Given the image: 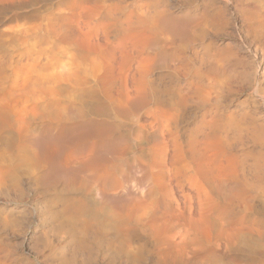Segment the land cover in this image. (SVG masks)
Listing matches in <instances>:
<instances>
[{"label": "bare ground", "instance_id": "bare-ground-1", "mask_svg": "<svg viewBox=\"0 0 264 264\" xmlns=\"http://www.w3.org/2000/svg\"><path fill=\"white\" fill-rule=\"evenodd\" d=\"M130 1L129 2L127 1V2L131 3ZM155 1L158 2L159 0H155ZM226 1H227L226 3H230V0H226ZM237 1L239 2L238 4H240V3H243L245 0H237ZM93 2H95V1H93ZM96 2H95V4H96ZM162 2H163V0H162ZM98 3H99V6L98 5L96 6V7H98L97 10H99L97 17L100 18V20L104 21L103 23L100 24V26H102L104 29L109 30V32L106 35L104 34L105 35L104 39L109 45L111 44V42H109V37L110 36L114 37V36L118 35L119 33H122L124 35L133 34V33L141 34L140 30L146 29V30H148V34H147V31H142V32H146V34L149 36L150 35L154 36L157 33V31H156L157 28H163V30H164L163 36L165 37V34L167 35L165 30H168V31L172 30V28H169V29L166 28V27H170L167 24V22H165L164 20H162V22L159 21L160 19H162L163 16H165L166 12H165V14L162 13V9L158 10V9H156L157 7L154 8L155 6L154 7L152 6L154 8V9H152L153 11H149V9H148L149 5H148V8L146 10H143V6L138 5V2H134L133 7L126 5V2H125V4H122L120 2V0H118V2H110V3L106 2L105 0H98ZM123 3H124V1H123ZM132 3H133V1H132ZM156 4L158 6H161V5H159L160 3L159 4L156 3ZM156 4L154 2V5H156ZM165 4L166 3H164V5ZM255 5H256V3H254V6ZM162 6L160 8H162ZM230 6H232V5H230ZM230 6L228 7L229 14L231 15V18L234 21V24L236 25V27H238L239 31H242V33L244 34L243 37L241 36V33L238 36H239L240 42L242 43V45H244V48H245L244 54L246 56L250 57V59H251V66L248 68L249 69L248 71H243L242 73H240L241 70L234 72L236 69L234 66L239 65L241 60L239 62L240 57H237L234 52H231V49H230L231 47H229L227 44L226 45L228 48H226L222 51H220V49H219L220 52H218V54L216 55V56H218V58L217 57L215 58L214 56H213L214 58H211L212 56L209 57L207 55L208 56L206 58L207 61L205 59L206 64L208 65L207 69L206 68L203 69L199 65H198V67L195 65H192L190 68L186 67L187 68L186 69L183 65L180 64L182 66V68L184 67L183 69H186V71H187L186 73L184 72V70L181 71V72L185 73V75H183L184 77L187 76V83H186V88H185V93H184L185 97H184V95H182L184 98V101L187 99L186 101L189 102V103L186 102L188 105V108H191V109L194 108L195 111H198V113L201 114L200 118L197 120V122L193 121V124H194V122H196L193 125V127L191 126L190 127L191 129L186 130L187 131L186 137L184 135L185 140L181 141V142L178 141L179 142L178 144H176L177 142L175 143L176 146L178 145L181 149V151H180V149H178L179 152H181L180 153L181 156L178 152H176L178 154V156L181 157L180 158L181 161H179L178 164H180V162H182L181 165H183L181 167V170L180 171L178 170L179 176L175 177V179H176L175 180L176 191H177L178 195H179V193L181 194L180 197L182 198V201L178 202L177 198L175 197L177 194L174 193L175 195H173L171 193V189H169L168 191L165 190L163 192L161 187L159 188V185L156 182L155 178L158 177L159 175H165V176H168L170 179H174L172 177V175L170 174V170H169L168 164L166 163L165 157L160 158V159H156L155 157H153V155L147 154L146 147L144 148L141 146L140 147L136 146L137 147L136 150L130 151L129 150L130 147L128 145V143L130 144V141L128 142L122 136L121 137L123 139H121V142H122L123 148H120V149L118 148L119 151H117V152H114L112 150L114 153H112V154L110 153L111 156L109 159L106 160V164L102 163L103 166L101 168L97 169L96 171L91 172L92 173L91 174V191H93L95 196L108 207V209H109V214L107 216L108 217V224L110 225L111 231L113 230L114 234H115V236L112 235L113 237H115L114 238L115 240L109 244L110 247L108 248V250L110 249V253L109 254L107 252H106L107 254L105 253L106 254L105 258L108 255L107 257H109V259H110V260H108V258H107L109 264H113V263L116 264L115 261L118 260L119 257H121L122 260H123V258H125L124 259L125 261L126 260L129 261V262L126 261L127 263L131 262L134 264V263L142 262L145 260V258H143V256H142L143 252H146L148 255H152V256L156 257L159 261L160 260H162V261L169 260L172 262V264H219L215 261V259L217 257L216 252H218L217 250H218V247H220V246H223V247H220L221 252H222V248L228 250L230 253H231L230 250H233L234 254H232V255L235 256V259H237V261L235 263H230V264H264V158H263V156H264V153H263L264 131L262 133V131H261L262 129H260V130H258L259 133H256L255 129L257 127L254 126L255 129L253 127V129L255 130V132L252 131L254 133L255 137L253 138V136H252L253 140L251 141L252 142V152H253V155H252L253 163L251 165V170L248 171L249 173L246 175L243 172L245 169L242 168V170L243 169L244 170L243 171L241 170L242 172H241L240 176H238V174H237L238 171H240V170H238L236 173L234 172V176L231 175L233 177V179L224 178L223 175L221 174V169L219 168V166H220L219 164L221 163L220 159H221V156L223 155L222 149H224V147H225L222 144V139H226V136H225L226 132L224 133V135L222 133L223 132L222 131V129H223L222 124H224V122H226V120L225 121L223 120L224 122L222 121L221 115L218 113L219 111H217V109H216L218 106L216 105L217 107H215L214 105H211L213 102L219 101L226 92H229L230 90L236 89L237 87L232 89V85H233L232 82L235 79L238 80V78L241 80V82L244 81L241 85H244V84L249 85L250 88L249 87L248 88L250 89V95L253 99L259 100L261 102L263 101V99H264L263 95L264 94L262 95L261 92L263 91L262 89L264 87L262 85H261L262 88L260 87L259 76L260 75L263 76L264 65L262 68L261 67L262 64L259 61L261 59L258 60L257 55L259 54L260 58L262 56L264 59V0H259L257 7H255V8L253 7L254 9L251 8V10L244 9L242 7H240L239 9H236L235 6L230 8ZM166 8L167 7H165V9ZM91 9H92V4H91ZM239 13H241V14L238 15ZM162 14H164V15L162 16ZM55 15H57V14H55ZM60 15L58 17H55L54 15L49 16L45 20L46 23H36L30 27L20 26V27H17L16 29L11 30L7 33L9 37H16L18 40H22L25 43V51H26L25 55L28 57V59L30 61L33 62V70L38 69L39 72L41 70H44L45 73L44 74H41V73L38 74V72L37 73L34 72L36 75L33 76L32 84L30 83L32 86H29L26 84V85H22L21 87H18V86H16L17 85L16 84L14 87L10 88V86H9V88H8L4 84V78H3L2 72L0 70V133L17 135V137H18L17 139L24 142L26 140L25 138L28 137V135L30 133L38 131L39 134L42 135L43 133L46 132V130H50V129L53 130L55 127L59 126L61 118H62V112L64 110L63 105L61 103L62 98H63V96H69L70 93L72 92V90H70V89L77 86L76 77H77V74L79 71L78 70L79 61H82L85 58H87L86 53H85L83 47L81 46V44L79 42V31H78L77 27L72 26L71 24H68V21H67L68 17L62 16V15L60 16ZM171 17H174V16L171 15ZM207 17H209V16H207ZM221 17H219V19H218L217 17L212 15V16H210V19H207V22H204L203 24L206 23V26H208L209 28H212V29L214 28L215 30L213 29V31H216L217 28H219L218 26H220V24H226L225 22L222 23V21H224V20H222ZM223 19H224V17H223ZM96 20H98V19H96ZM96 24H98V23L96 22ZM198 24L192 26L193 28H191V30H190L191 32L188 35V36L191 35L190 36L191 38L195 37L196 32H198V31H196L199 28V27H196V26H198ZM182 26H181V28H182ZM202 26H200V27H202ZM91 27H92V24H91ZM171 27H173V26H171ZM177 27L178 26H174V28H176V29H177ZM179 28L180 27H178V29ZM183 28H185V27L183 26ZM184 30H182V34L184 33L183 32ZM188 30H189V28H188ZM161 31H158V33ZM211 32H212V30H211ZM7 34H0V46H2L3 42H4L1 39L2 35H7ZM77 34H78V36H77ZM159 34H161V33H159ZM159 34H157L158 38L162 37V35H160V37H159ZM141 35L143 36V33ZM157 35H156V38H157ZM144 37H145V34H144L143 38ZM164 37H162V38H164ZM169 37L172 38L171 36H169ZM181 37H183V36H181ZM209 37H210V35H209ZM245 38L250 39L249 44L245 43V41H246V40L244 41ZM140 40H139V42H140ZM170 40L172 41V39H170ZM170 40H169V42L172 43V45H173V42H176L175 39H174L175 41H172V42ZM156 41H158V39ZM141 42H143V41H141ZM146 42H148V41H146ZM132 43H134V42H132ZM159 43H161V42L159 41ZM165 43L167 45L168 42L165 41ZM143 44H144V42H143ZM176 44H178V43L176 42ZM144 45H146V44H144ZM153 45H154V43H153ZM162 45H160V46H162ZM160 46H158V47H160ZM176 46L180 47L179 45H176ZM178 47H176V49ZM162 48H164V46ZM165 48H166V46H165ZM96 50H95V53H96ZM133 50L134 49H132V51ZM149 50L152 54H156L155 48H149ZM175 50L174 51L172 50V51L176 52ZM182 50H184V49H182ZM167 51H169V50H167ZM134 52H135V50H134ZM159 52L157 54H159ZM97 53L102 57L104 66L102 67V70L100 69L101 71L95 72L94 74L91 73V78H92L91 80L94 82L93 84L96 85L95 86L96 89H92V92L89 91L91 93V96H90L91 98L89 96L88 97L91 99V103H94L95 105H97L99 108L102 109V112L104 113V115H101V116H104V119H106L107 117L112 115L114 117L113 118L114 120L115 119L126 120L130 116H132L135 112L139 113L140 111H142L143 109H146V108L151 110V108L149 106H151V104H153L154 109L151 110L152 112L150 111L151 112V118H152V120H151L152 122L149 119V121L151 122L150 127L147 128L145 126L143 127V125H140L138 127V130H136L135 135L131 138L133 143L134 142H136V143L137 142H141V143L143 142L145 144H149V141H152L155 146L160 145V144L165 145L166 144L165 142L167 140L166 138L168 137V136L166 137L167 134H169V136L170 135L174 136L172 139H175V140L178 139V137H179L178 133H180L178 125H179V123H181V120H184L186 118L183 116V111H185V108H187L186 103L183 102L184 103L183 104L181 101L182 98L180 99V97H182L181 94L179 96L178 95L179 92H178V94L176 93L177 94L176 95L175 90H174L173 91L174 95L179 96L178 98H176V99H178V101L176 100V102L175 101L172 102L171 100L168 99V102L166 103L165 100H164V102H161V100H160V98H158V96L156 98H154L155 96L153 97L152 93L144 92V91H143L144 93H141L140 91H138L140 89H138V90L136 89L137 91L134 90L135 92L132 90L134 93H131L132 91L130 90V88L128 89V86H127V84L129 83L128 80L132 79L134 76L133 74L135 73L134 72L132 74V72H130L131 73L130 75H133L132 78H130L131 77L130 75L128 76V72L130 71V65L133 64V63L131 64V60H129V62H128V60L126 58L123 59V67L126 68V69L123 68L124 69L123 71H120V69H119L120 67L122 68V66H120L119 68H116V69H119L117 73H119V74H120V72L122 73V77H121V76H119V74L116 75V74L110 72V66L117 63L116 53L110 52V51H105V50H98ZM136 53H135V55H136ZM208 54H210V53H208ZM173 55L175 57L176 54H173ZM189 55H191V54H189ZM137 56H134V57L136 58ZM144 56H146V55L143 54L142 57H144ZM168 56H167V58H168ZM170 56H172V55H170ZM138 57H140V54ZM146 57H144V60L146 59ZM151 57L152 56H150V58ZM176 57H177V55H176ZM182 58H183V56H182ZM241 58H243V57H241ZM147 59H149V57ZM152 59L154 60V57H152L151 60ZM177 59H179V57H177ZM153 60H152V62H153ZM152 62H150V60H149V64ZM158 62H160V61L158 60L157 63ZM188 63H189V61H188ZM200 64H202V63H200ZM151 65L153 66V63ZM154 65L157 66L156 64H154ZM155 66H154V69H155ZM187 66H190V65H187ZM115 67H117V66H115ZM147 67L149 68V66H147ZM160 67H156V68H160ZM233 67L235 69H233ZM151 68H153V67H151ZM180 68L181 67L176 68V69H178V71H179ZM113 69H115V68H113ZM154 69H151V71L149 70V73L147 72L148 69L146 71L143 70L142 72H144V71H145V73L147 72L148 73L147 76H148L150 73H151L150 75H152V71ZM176 69H174V70H176ZM131 71H132V69H131ZM140 72H141V70H140ZM238 72H239V74H238ZM115 73H116V71H115ZM235 73H237V74H235ZM177 75H179V73ZM135 78H136V75H135ZM143 78H147V77H143ZM148 79H150V78H148ZM133 80H131V81H133ZM136 81L139 83L140 80L139 81L136 80ZM15 82H16V79H15ZM13 83H14V81H13ZM132 84L135 85V82H132ZM130 85L131 84H129V86ZM145 85H148V84L146 83ZM118 86L120 88H119L118 95H117V92H114V91L117 90L116 87H118ZM180 86H181V84H180ZM92 87H93V85H92ZM95 87H93V88H95ZM134 87L132 86L131 88L132 89L137 88V87H135V88ZM156 87H158V86H156ZM159 87H160V84H159ZM175 87L179 88L177 86H175ZM89 88H91V86ZM153 88L154 87H152V89ZM161 88H163V87H161ZM172 89H174V88H172ZM79 90H80V88H79ZM128 90H130L131 92ZM165 90L168 93V90L167 89H165ZM165 90H164V92L166 93ZM157 92H158V90H157ZM182 92H184V91H182ZM114 93H116V94H114ZM153 93L155 94V90L153 91ZM165 93H163V94H165ZM263 93H264V91H263ZM168 94H171V92ZM11 95H20L21 97H22V95H24L25 97L28 96L29 99L31 98L32 99L31 103L33 104L32 112L29 114H25L23 112H16L15 110H13L12 107L10 106V103H9L10 99H8V96H11ZM76 95H78V93H76ZM162 96H164V95H162ZM85 97L87 98V96H85ZM167 97H169V96L167 95L166 98ZM18 98H20V97H18ZM166 98H164V99H166ZM83 99H85V98H83ZM161 99H163V98H161ZM173 99H174V97H173ZM89 103H90V101H89ZM222 103H224V102H222ZM27 104H29V103H27ZM87 104H88V102H87ZM101 109H100V111H101ZM88 110H90V109H88ZM142 112H144V111H142ZM95 113H96V110H95ZM139 114H138V116H139ZM142 114H144V113H142ZM190 114H192V113H190ZM98 115H97V117H98ZM136 115H137V113H136ZM145 115H146V113H145ZM145 115H143V116H145ZM170 116L172 119H173V117H175L176 122L180 121L177 124L174 122V120H171L175 124L174 125L172 123L173 126L170 125L173 128H169L170 126H164V123L162 121V118L166 119V117L168 118ZM194 116H195V114H194ZM232 116L233 115H231L229 117L227 116V120H230V118H232ZM245 116H241V117L244 118ZM69 117H70V115H68V118ZM191 117H193V116H191ZM237 117H239V116H237ZM235 118L236 117H234L233 119H235ZM248 118H250V117H248ZM94 119H96V118L94 117ZM133 119H136V118H133ZM238 119H240V117ZM82 120H84V119H82ZM98 120H99V117H98ZM188 120L183 121V123L184 122L187 123L186 121H188ZM251 120H253V119H251ZM91 121H92V117H91ZM142 121H143V119H142ZM231 121H233V120H230L229 123H231ZM240 121H242V119ZM45 122H47L45 125L42 124V126L34 127L36 125L35 123H45ZM137 122L138 121H136L135 123H137ZM238 122H239V120H238ZM98 123H95L96 126ZM102 123L104 124V122H101L100 124H102ZM33 124H35V125L32 126ZM127 124H129V123H127ZM132 124H134V123H132ZM169 124H171V123H169ZM227 124H228V122L226 123V126H227ZM250 124H251V121H250ZM254 124H255V122H254ZM107 125H109V124H107ZM115 125L118 126L117 124H115ZM119 125H120V123H119ZM121 125H124V124H121ZM130 126L133 127L134 125H130ZM189 126H188V128H189ZM250 126H248V127H250ZM257 126L260 128L261 126H264V125L261 124V126H259V124H258ZM99 127H98V129H99ZM103 127H105V126H103ZM106 127H108V126H106ZM231 127H232V125H231ZM121 128L122 127H120V129ZM229 128H230V126H229ZM229 128H227V129H229ZM108 129L109 128H107L106 130L108 131ZM224 129H226V128L224 127ZM251 129H252V126H251ZM106 130H104V131H106ZM244 130H246V129H244ZM104 131H103V133H104ZM127 131H129V129ZM242 132L244 133L245 131H242ZM252 132H250V135L252 134ZM93 133H96V132L94 131ZM101 133L100 132L96 133L95 136L96 135L98 136V134H101ZM125 133H126V131H125ZM125 133H124V135H125ZM127 133L130 135L129 132H127ZM221 133H222V136H224L225 138L224 137L222 138ZM236 133L237 132H235V134ZM246 133L248 134V132H246ZM128 134H127V136H128ZM93 135L94 134H92L91 136H93ZM101 136H102V134L99 135V139L104 137V135H103V137H101ZM39 137H41V136H39ZM109 137L107 135V139ZM227 137H228V134H227ZM229 137L226 140H229ZM110 138L108 139L109 142H110ZM231 139H234V137H232ZM248 139H250L249 136H248ZM83 140H84V138H83ZM94 141L95 142L94 143L92 142L93 144L92 143L91 144L95 145L94 147H96V145L98 144V142H97V144H95L97 139ZM102 141H104V139ZM30 142H28V143H30ZM171 142L172 141H170V143ZM173 142H175V141H173ZM235 142H236V140H235ZM10 143H12V142H10ZM32 143H33V141H32ZM102 143H101V145L103 146ZM105 143L107 145V141ZM14 144H12V145H14ZM31 145L33 146V144H31ZM92 145H91V147H92ZM152 145L153 144L151 143V146ZM230 145H231V143H230ZM234 145H232L233 148L235 147ZM243 145H246V144H243ZM24 146H26V144H24ZM34 146H36V145H34ZM46 146H49V150L53 149V148H51L52 147L51 145H46ZM132 146H134V145H132ZM144 146H146V145H144ZM170 146H171V144H170ZM226 146H227V144H226ZM232 146H231V148H232ZM45 147H43V148H45ZM43 148H41V150ZM227 148H230V147L229 146L225 147V151L227 150ZM93 150L94 149H92V151ZM176 150H177V147H176ZM46 151H48V150H46ZM41 152H39V153H41ZM51 152H52V150H51ZM38 155H40V154H38ZM43 155H44V153H43ZM49 155L50 154H48V156ZM173 155H174V153H173ZM94 156H95V152H94ZM177 158L179 160V157H177ZM37 159H39V158H37ZM43 159L46 160V157ZM45 160H42V161H45ZM171 160L172 159L170 157V161ZM98 161H101V159H98ZM46 163H48V161ZM171 163H172V161H171ZM245 163H243V164H245ZM123 166H125L126 169L128 167H129V169H131L130 176L126 175L124 173ZM179 169H180V167H179ZM66 171H67V169H66ZM178 171H176L175 173H178ZM175 173H174V175H175ZM181 182H183L184 184H182ZM72 183L74 184V182H72ZM50 184L52 185V183H50ZM73 184L71 187L72 189L70 187H66L67 188L66 193H68L69 190L72 191V193H73V191H75V190L77 191V188L80 189V186H79L80 184H78V187L76 186L77 187L76 189L73 188V186H75ZM49 188H51V186H49ZM81 188L83 189V186ZM84 188L86 189V187H84ZM224 192H225V196H227V202H226L227 207L226 208L223 207ZM81 193H82V191H81ZM84 194H85V192H84ZM203 194L205 196H206V194H207V196L208 195L210 196V198H209L210 201H208V205L210 202H211V205L209 208H206V206H205L206 209H203L201 202L199 200V197L200 196L202 197ZM88 199H90V198H88ZM207 199H203V200H207ZM205 202L207 203V201H205ZM180 203L182 204V206ZM194 205H196L195 209H194ZM108 209H107V211H108ZM192 210H196V212H195L196 215L198 212L199 215L201 216L200 217L201 219H199V217H196V216H194V217L198 218V221L201 220L200 225H201V228H203L202 231H205L208 234V236L205 235L206 238L208 237L207 239L205 238L206 240H204V233H203V238H201L200 236L198 237L197 236L198 233H196V234L191 233V231H193V230H191L192 229V227H191L192 223L191 222L193 220H191L190 215L194 213V212L192 213ZM194 217H192V219ZM8 218L10 219V217H8ZM196 221H197V219L195 220V222ZM7 223H9V222H7ZM196 231H198V230H196ZM200 235H202V234H200ZM228 251H227V254H228ZM1 253H2V251H1ZM146 253H144V254H146ZM230 253H229V255H230ZM231 257H233V256H231ZM142 258H143V260H142ZM219 258H220V255H219ZM225 258H227V257H225ZM122 260H120V258H119L118 261L121 262ZM124 260H123V263H125ZM226 260L228 261L229 259H226ZM222 261H224V260H222ZM162 264H164V263H162ZM223 264H225V263H223Z\"/></svg>", "mask_w": 264, "mask_h": 264}, {"label": "rangeland", "instance_id": "rangeland-1", "mask_svg": "<svg viewBox=\"0 0 264 264\" xmlns=\"http://www.w3.org/2000/svg\"><path fill=\"white\" fill-rule=\"evenodd\" d=\"M93 1H95V2L97 1L96 4ZM105 1L109 2V3L110 2H118V0H105ZM123 1H124V3H123ZM123 1L120 0V2L122 4H125V2H126V5H129L130 7H133L134 2H138V5L143 6V10H146L148 8V5H149V8H148L149 11H153L152 9L157 7L156 9H158V10L162 9V13L165 14V12H166L165 16L167 18L165 16H163L164 14H162V16L164 18L162 17V19H160L159 21L162 22V20H164L170 26V27H166V28H168V29L172 28V30H170V31L165 30L168 36L166 34H165V37L163 36V34H164L163 28H157V30H156L157 33L154 36L147 35L148 30L144 29V30H140L141 34L143 33V36L145 34L144 38L139 33H137L138 35L136 33L128 34V35H124L122 33H119L118 35H116L114 37L113 36H110L111 38L109 37V42H111V44L109 45L104 39L105 35L109 32V30L104 29L102 26H100V24L103 23L104 21L100 20V18L97 17V15L99 13V10H97L98 7H96L97 5L99 6L98 0H0V34H7L9 31L14 30L20 26L30 27L36 23H46L45 20L49 16L54 15L55 17H58L61 14L62 16L68 17V20H67L68 24H71L72 26L77 27V29L79 31V42H80L81 46L83 47V49L86 53V56H87V58H85L84 60L79 61V64H78V70L79 71H78V74L76 77L77 86L70 89V90H72L73 93L71 92L69 96H63V98H62L61 103L63 105L64 110L62 112V118H61L59 126H57V127L54 126L55 128L53 130H51V129L46 130V132L43 133L42 135L39 134L38 131L30 133L28 135V137L25 138L26 140L24 142L21 140H18L17 135L0 133V247H1L0 248V264H3V263L4 264H109L108 260H110V259H109V257H107L108 255L105 258V255L107 253L108 254L110 253V249L108 250V248L110 247L109 244L115 240L114 239L115 237L112 236V235L115 236V234H114L113 230L111 231L110 225L108 224V217H107L109 214L108 207L95 196L93 191H91V174H92L91 172L96 171L97 169L101 168L103 166V164H106V160L110 158L112 153L119 151L120 148H123L121 139L124 138L128 142L130 141L131 145L127 142L129 147H130V149H129L130 151L136 150L137 147L141 146L144 148L146 147L147 154L153 155V157H155L156 159H160V158L165 157L166 163L168 164V167L170 170V174L172 175V177L174 179H170L168 176H165V175H159L155 179H156L157 184L159 185V188L161 187L163 192L165 190L168 191L169 189H171V193L173 195L177 194L176 186H175V184H176L175 183V180H176L175 177L179 176V171L181 170V167L183 165H181L182 162H180V164H178L179 161H181L180 160V158H181L180 153L181 152H179V150H178V149H180V147L178 145L176 146V144L185 140L186 133H187L186 130L191 129L190 127L191 126L193 127V125L197 122V120L200 118V115H201L200 113H198V111H195L194 108L193 109L188 108V105L186 103L188 101H186L187 99L184 101V98L182 96L185 93V88H186V83H187V76L186 77L183 76L187 72L186 67L190 68L192 65H195L198 67V65H199L203 69H205V68L207 69L208 65L206 64V61H207L206 58L208 56L209 57L212 56L211 58H214V57L218 58V56H216L218 54V52L228 48L227 45L229 47H231L230 48L231 52H234L237 57H240V58L243 57L241 59L239 58V62H240V60H241V62L242 61L243 62L242 63L240 62L239 65H235L234 67L236 69L233 67V69H235V71L233 70L234 72L240 71V70H241L240 73H242L243 71H248L249 70L248 68L251 66V59H250V57H248L244 54L245 48H244V45H242V43L240 42L239 36H238L241 33V36L243 37L244 34L242 33V31H239V28L236 27V25L234 24V21L232 20L231 15L229 14L228 7L230 5H232V6H230V8L235 6L236 9H239L240 7H242L244 9L251 10V8L254 9L255 7H257L259 0H245L243 3H240V4H238L239 2L237 0H230V3H226L227 2L226 0L225 1L224 0H188V1L187 0L186 1L185 0H183V1L182 0H163V2H162V0H159L160 2L159 1L156 2L155 0H131V1L127 0L128 2L130 1L131 3H128L126 0H123ZM132 1H133V3H132ZM154 2H155V4L160 3L159 5H161V6L163 5L162 8H160L161 6H158L157 4L154 5ZM164 3H166V4L164 5ZM254 3H256L255 6H254ZM91 4H92V9H91ZM152 6L153 7L155 6V7L153 8ZM165 7H167V8L165 9ZM55 14H57V15H55ZM240 14L241 13H239L238 15H240ZM171 15L174 17H171ZM212 15L217 17L218 19H219V17L222 16L221 19L224 20V21H222V23L225 22L226 24H220V26H218L219 28H217L216 31H213L214 28L213 29L209 28L208 26H206V23L203 24L204 22H207V19H210V16H212ZM207 16H209V17H207ZM223 17H224V19H223ZM96 19H98V20H96ZM96 22L98 24H96ZM91 24H92V27H91ZM197 24H198V26H196V27H199L198 28L199 30L196 28L197 29L196 31H198L199 33L196 32L195 37L191 38L190 37L191 35L188 36L189 33L191 32L190 30H191V28H193L192 26L197 25ZM182 25L185 28H183ZM171 26H173V27H171ZM174 26H178L180 28L178 29V27H177V29H176V28H174ZM181 26L183 29L181 28ZM200 26H202V27H200ZM187 27L189 28V30ZM182 30H184L183 34H182ZM211 30H212V32H211ZM142 31H147V34H146V32H142ZM158 31H161V32H159L161 34H159ZM157 34H159V37H160V35H162V37H164V38H162V37L158 38ZM156 35H157V38H156ZM209 35H210V37H209ZM77 36H78V34H77ZM169 36H171L172 38H170ZM181 36H183V37H181ZM173 38L176 40V42L178 44H176V42H173V45H172V43L169 42L170 39H172V41H175ZM1 39L4 42H3V45L0 46V70H1L3 78H4V84L8 88H9V86H10V88H12L16 84H17L16 86H18V87H21L22 85H26V84L29 86H32L31 84L33 81V76L36 75L35 73L38 72V74H40V73L44 74L45 73L44 70H41L40 72L38 69L33 70V62L30 61L28 59V57L25 55V52H26L25 51V43L22 40H18L16 37H9L8 34L2 35ZM157 39H158V41H156ZM250 39L245 38L244 39V41L246 40L245 43L249 44ZM139 40H140V42H139ZM141 41H143L144 44H146V45H144L143 42H141ZM146 41H148L149 43ZM159 41L161 43L163 42L162 43L163 45L161 43H159ZM165 41L168 42L167 43L168 46L166 45ZM132 42H134V43H132ZM153 43H154V45H153ZM160 45H162V46H160ZM176 45H179L180 47H178ZM158 46H160V47H158ZM163 46H164V48L166 46V48L165 49L162 48ZM176 47H178V48L176 49ZM149 48H155L156 54H152L150 52ZM181 48L184 50H182ZM132 49H134L135 52H134V50L132 51ZM219 49H220V51H219ZM95 50H96V53H95ZM98 50H105V51H110V52L116 53L117 63L110 66V72L114 73L116 75L119 74V73H117L119 69H120V71H123L124 70L123 68H125V67H123V59L126 58L128 60V62H129V60H131V64L132 63L133 64L130 65V71L128 72V76L131 74L130 72H132V74L135 72L133 74L134 76L130 75L131 76L130 78H132V76H133V78L132 79L129 78L130 79V80H128L129 83L127 82L128 83L127 84L128 89L130 88L131 91L132 90L134 91L136 89L137 90L140 89L138 91H140L141 93H144V92L152 93L153 95L152 94L151 95L153 97L155 96L154 98H156L158 96V98H160L161 102H164V100H165L166 103L168 102V99L171 100L172 102H174V101L176 102V100L178 101V99H176V98H178L181 94L182 97H180V99L181 98L183 99V100L181 99L182 103L184 102L187 105L186 106L187 108H185V111H183V116L186 117L187 119L185 118L184 120H181V123H179L180 121L176 122L175 121L176 118L173 116H172L173 119L171 118V116L168 118L166 117V119L162 118L164 126H170V125L173 126L174 122L177 124L179 123L178 127H179L181 134L178 133L179 137H178V139H176L177 141L175 139H172L174 136H171V135L169 136V134H167L166 137L167 136L168 137L166 138L167 140L165 142L166 143L165 145L160 144V145L155 146L152 141H149L150 145L145 144L143 142L142 143L141 142H137V143L134 142L133 143L131 138L135 135L136 130H138V127L140 125H143V127L145 126L147 128L150 127V123L152 122L151 121L152 120V118H151V112L152 111L151 110L154 109L153 104H151V106H149L151 108V110L146 108V109L142 110L144 112L140 111L141 112V113L139 112L140 114L138 112H135L132 116H130L126 120H123V119H115L114 120L113 119L114 117L112 115L109 116L110 118L107 117L106 119H104V116H101V115H104V113L102 112L101 108H99L94 103H91V99H90L91 93L89 92V91L92 92V89H96V87H95L96 85L93 84L94 82L91 80L92 79L91 73L94 74L95 72L101 71L102 67L104 66L102 57L97 53ZM167 50H169V51L175 50L176 52H173V51L169 52ZM157 51L158 52L160 51L159 54H157L158 53ZM135 53H136V55H135ZM208 53H210V54H208ZM139 54H140V57H138ZM143 54L147 56V57L144 56V57H146V59L148 57H149V59L144 60V57H142ZM169 54L172 56H170ZM173 54H176L177 57H179V59H177L176 55L174 57ZM189 54H191V55H189ZM149 55L154 57V60L152 59L153 62L151 60L152 57L150 58ZM166 55L167 56L169 55L168 58ZM134 56H137L138 58L137 57L135 58ZM182 56H183V58H182ZM257 57H258V60L261 59L259 61L262 64L261 67L263 68V65H264L263 57L261 56V58H260L259 54L257 55ZM157 59L160 62L157 63V61H158ZM205 59H206V61H205ZM149 60H150V62L153 63V66L151 65L152 63L149 64ZM188 61L190 64L188 63ZM200 63H202V64H200ZM154 64H156L157 66H155ZM180 64L183 65L186 69H183L184 67L182 68V66ZM187 65H190V66H187ZM115 66H117V67H115ZM120 66H122V68ZM147 66H149V68ZM154 66H155V69H154ZM151 67H153V68H151ZM156 67H160V68H156ZM179 67H181L180 68L181 70L179 69L180 72L178 71V69H176ZM113 68H115V69H113ZM116 68H119V69H116ZM150 68L154 69L153 70L154 72L152 71V75H150L151 74L150 73L147 76V74L149 73V70L151 71ZM173 68L176 69L178 72L176 70H174ZM131 69H132V71H131ZM140 70H141V72H140ZM143 70H145V71L147 70L148 73L147 72L145 73V71L142 72ZM182 70H184L185 73L181 72ZM115 71H116V73H115ZM178 73H179V75H177ZM235 74H237V73H235ZM238 74H239V72H238ZM135 75H136V78H135ZM119 76L122 77L121 72H120ZM143 77H147V78H143ZM263 77H264V73H263V76H261V75L259 76L261 88H262V86L264 87V78ZM148 78H150V79H148ZM15 79H16V82H15ZM131 80H133V81H131ZM136 80H138V81L140 80L139 83ZM13 81H14V83H13ZM132 82H135V85L132 84ZM233 82H232V84H233L232 89L236 88V87L237 88L230 90L229 92H226L219 101L213 102L211 104V105H214L215 107L218 106L216 109H217V111H219L218 113L221 115L222 121L226 120V122L223 121L225 125L222 124L223 125L222 128L224 129V127H225L226 129H224V130L222 129V131H223L222 133L224 135V133L226 132L225 133L226 139L229 136L230 137H229V140L222 139L223 146H225V147L229 146L231 148V146L235 144L234 145L235 149L233 148V146H232L233 149L227 148L226 151H225V147H224V149H222L223 155L221 156V159H220L221 163L219 164L221 166V167L219 166V168L221 169V174L223 175L224 178H229V179H233V177L231 175L234 176V172L236 173L238 170H240L237 173L238 176H240L241 172L244 169L245 170L243 172L246 175L249 173L248 171L251 170V165L253 163V160H252L253 159V157H252L253 152H252V142L251 141L253 140L252 136H253V138L255 137L254 133L252 131L255 132V130H256V133H259L258 130H260V129H262L261 130L262 133L264 131V126H261V124L264 125V107H263L264 106L263 105L264 99L262 102L259 100L253 99L250 95L249 85L248 84L241 85L244 81L241 82V80L239 78H238V80L235 79ZM146 83L149 86L145 85ZM129 84H131V85L129 86ZM159 84H160V87H159ZM180 84H181V86H180ZM92 85L95 88H93ZM90 86H91V88H89ZM119 86L116 87L117 90L114 91V92H117V95H118V91L120 88ZM132 86L133 87L138 86V87L137 88L134 87L135 89H132L131 88ZM156 86H158V87H156ZM175 86H177L179 88H176ZM152 87H154V88L152 89ZM161 87H163V88H161ZM79 88H80V90H79ZM172 88H174V89H172ZM165 89L168 90V93L171 92L172 95L168 94ZM130 90H128V91H130ZM154 90H155V94L153 93ZM157 90H158V92H157ZM164 90L166 91L167 94L164 92ZM174 90H175V94L176 93L178 94V92H179V94H178L179 96H176L177 94L174 95V92H173ZM262 90L264 91V88ZM133 91L131 93L135 92V91L134 92ZM182 91H184V92H182ZM263 91L261 92L262 95L264 94ZM76 93H78V95H76ZM160 93L164 96H162ZM163 93H165V94H163ZM83 94L85 96H87V98ZM114 94H116V93H114ZM167 95L169 97L166 98ZM18 97H20V98H18ZM22 97L20 95L8 96V99H10L9 100L10 106L16 112H23L25 114H29L32 112V108H33V104L31 103L32 99L31 98L29 99L28 96L25 97L24 95H22ZM173 97L175 100L173 99ZM184 97H185V95H184ZM83 98H85V99H83ZM161 98H163V99H161ZM164 98H166V99H164ZM263 98H264V95H263ZM89 101H90V103H89ZM221 101L224 103H222ZM87 102H88V104H87ZM27 103H29V104H27ZM88 109H90V110H88ZM100 109H101V111H100ZM95 110H96V113H95ZM189 112L192 114H190ZM136 113H137V115H136ZM142 113H144V114H142ZM145 113H146V115H145ZM138 114L140 117L138 116ZM194 114H195V116H194ZM68 115H70L69 118H68ZM97 115L99 117V120H98ZM143 115H145V116H143ZM231 115H233V116H232V118H230V120H233V121H231V123H229L230 120H227V116L229 117ZM191 116H193L196 120ZM237 116H239L240 119H238L239 117H237ZM241 116H245V117L243 118ZM91 117H92L93 122L91 121ZM94 117L97 120L94 119ZM234 117H236L235 118L236 120L233 119ZM248 117H250V118H248ZM133 118H136V119H133ZM82 119H84V120H82ZM142 119H143V121H142ZM149 119L151 122L149 121ZM241 119H242V121H240ZM251 119H253L254 121ZM169 120L170 121L174 120V122H172V121L170 122ZM185 120H188L189 122L186 121L187 123H185V122L183 123V121H185ZM238 120H239V122H238ZM249 120L251 121L252 125L250 124ZM136 121H138V122L135 123ZM193 121H196V122H194V124H193ZM101 122H104V124L103 123H102L103 125L100 124ZM131 122L134 124H132ZM227 122L229 125L227 124V126H226ZM254 122L256 125L254 124ZM46 123L47 122L35 123L36 125L33 124L32 126L35 125L34 127H39V126H42V124L45 125ZM95 123H98L97 126ZM119 123H120V125H119ZM127 123H129V124H127ZM169 123H171V124H169ZM107 124H109V125H107ZM115 124H117L118 126H116ZM121 124H124V125H121ZM258 124H259V126H261L260 128L257 126ZM130 125H134L136 128L134 126L132 127ZM231 125H232V127H231ZM250 125L252 126V129L254 126H256L258 129L257 128L255 129V127H254L255 130L254 129L252 130ZM103 126H105V127L108 126V127L105 128ZM119 126L122 128L120 129ZM188 126H189V128H188ZM229 126H230V128H229ZM248 126H250V127H248ZM98 127H99V129H98ZM100 128L101 129L103 128V129L101 130ZM107 128H109L108 131L106 130ZM169 128H173V127L170 126ZM227 128H229V129H227ZM128 129H129V131H127ZM244 129H246V130H244ZM93 130L96 133L102 132L101 137H103V135H104V137L103 138L100 137V138L102 140L104 139V141L99 139V135H101V134H98V136L97 135L95 136L96 133H93L94 132ZM104 130H106L107 132ZM241 130L245 131V132L243 133ZM103 131H104V133H103ZM125 131H126V133H125ZM127 132H129L130 135ZM235 132H237V133L235 134ZM246 132H248V134ZM250 132H252L253 135L252 134L250 135ZM124 133H125V135H124ZM222 133H221V136H222ZM92 134H94V135L91 136ZM127 134H128V136H127ZM227 134H228V137H227ZM107 135H108V137L109 136L111 137V138L109 137L110 142L108 140L109 138L107 139ZM184 135H185V137H184ZM39 136H41V137H39ZM231 136L234 137V139H231L232 138ZM248 136L250 139H248ZM223 137L224 136H222V138ZM83 138H84V140H83ZM96 139H97V141L95 144H97V142H98V144L96 145V147H94L95 145H92V144L95 142L94 140H96ZM169 140L172 142L173 141H175V142L170 143ZM235 140H236V142H235ZM27 141L28 142L31 141V142L28 143ZM32 141H33V143H32ZM106 141H107V145L105 143ZM10 142H12V143H10ZM101 143L103 144V146L101 145ZM151 143L153 144L152 146H151ZM230 143H231V145H230ZM12 144H14V145H12ZM24 144H26V146H24ZM31 144H33V146ZM170 144L172 147L170 146ZM226 144H227V146H226ZM238 144L239 145L241 144L240 145L241 147ZM243 144H246V145H243ZM34 145H36V146H34ZM46 145L52 146L51 147V148H53V149H51L52 152H51V150H49V146H46ZM91 145L93 148L91 147ZM132 145H134V146H132ZM144 145H146V146H144ZM175 146L177 147V150H176ZM43 147H45L46 149ZM41 148H43V149L41 150ZM92 149H94V150L92 151ZM46 150H48V151H46ZM240 150L241 151L243 150V151L241 152ZM180 151H181V149H180ZM39 152H41V153H39ZM94 152H95V156H94ZM176 152H178L180 154V156H178V154ZM43 153H44V155H43ZM47 153L50 155L48 156ZM173 153H174V155H173ZM263 153H264V148H263ZM38 154H40V155L42 154V155L40 156ZM176 156L179 157V160ZM45 157H46V160L43 159ZM170 157L172 159L171 160L172 163L170 161ZM37 158H39V159H37ZM263 158H264V156H263ZM98 159H101V161H98ZM42 160H45V161H42ZM47 161H48V163H46ZM243 163H245L246 165ZM179 167H180V169H179ZM242 168H244V169L242 170ZM66 169H67V171H66ZM125 169H126L125 166H123L124 173L126 175L130 176L131 169H129V167L126 170ZM176 171H178V173H175ZM174 173H175V175H174ZM72 182H74V184ZM50 183H52V185ZM181 183L184 184L183 182H181ZM72 184L75 185V186H73L74 189H76L78 187V184H80L79 185L80 189L77 188V191L75 190V191H73V193H72V191L69 190L68 193H66V191H67L66 187L71 188ZM48 185L51 186V188H49ZM82 186H83L84 190L81 188ZM84 187H86V189ZM81 191H82V193H81ZM84 192H85V194H84ZM180 195L181 194L179 193V195L177 194L175 196L177 198L178 202L182 201V198L180 197ZM202 197L200 196L199 200L201 202L203 209L209 208L211 205V202L208 205V201H210V199H209L210 196L209 195L207 196V194L205 196L203 194ZM223 197H224L223 198L224 199L223 200V203H224L223 207L226 208L227 207V204H226L227 196H225V192H224ZM88 198H90V199H88ZM203 199H207V200H203ZM205 201H207V203ZM181 206H182V204H181ZM205 206H206V208H205ZM106 208L108 209V211ZM195 208H196V205H194V209ZM195 212H196V210H192V213L194 215L193 214L190 215L191 220H193L191 222L192 223V226H191L192 229L191 230H193V231H191V233H194V234L198 233L199 235L197 234V236L198 237L200 236L201 238H203V233H204V240H206L208 238V237L206 238V236H208V234L205 231H202L203 228H201V225H200L201 220L198 221V218H196V217H199V219H201L200 218L201 216L199 215L198 212L196 215ZM194 216H196V217H194ZM8 217H10V219ZM192 217H194V218L192 219ZM195 218L197 219L196 222H195V220H196ZM7 222H9V223H7ZM196 230H198V231H196ZM200 234H202V235H200ZM220 247H223V246H220ZM220 247H218V250H217L218 252H216L217 257H216L215 261L217 263H219V264H223V263L230 264V263H235L237 261V259H235V256L232 255V254H234L233 250H230L231 251V253H230L228 250L222 248V252H221ZM1 251H2V253H1ZM227 251H228V254H227ZM144 253H146V252H143L142 256H143V258H145V260L142 262H138L139 264H162V263L172 264V262L169 260H167V261L160 260L159 261L156 257H154L152 255H148L147 253H146L147 254L146 255ZM229 253H230V255H229ZM219 255H220V258H219ZM231 256H233V257H231ZM225 257H227V258H225ZM107 258H108V260H107ZM119 258H120V260H122L121 257H119ZM119 258H118V260H119ZM143 258H142V260H143ZM124 259L125 258H123V260ZM226 259H229L228 260L229 262ZM118 260L115 261L116 264H126L127 262H129L127 260H126L127 262L124 260L125 263H123V260L121 262H119ZM222 260H224V261H222ZM138 263H134V264H138ZM113 264H115V263H113ZM127 264H133V263L130 262Z\"/></svg>", "mask_w": 264, "mask_h": 264}]
</instances>
